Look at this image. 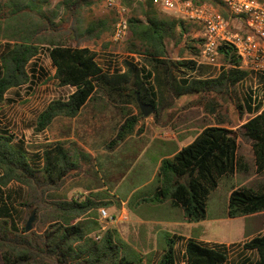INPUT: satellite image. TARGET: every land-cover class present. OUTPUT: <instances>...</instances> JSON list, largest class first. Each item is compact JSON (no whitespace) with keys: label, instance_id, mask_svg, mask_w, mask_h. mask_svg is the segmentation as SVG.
I'll return each instance as SVG.
<instances>
[{"label":"trees","instance_id":"16d2710c","mask_svg":"<svg viewBox=\"0 0 264 264\" xmlns=\"http://www.w3.org/2000/svg\"><path fill=\"white\" fill-rule=\"evenodd\" d=\"M196 5L211 4L228 19L230 12L223 0H192ZM51 0H10L0 10V105L7 94L33 82L41 70L34 61L47 49L56 69L55 79L61 87L75 92L68 99L51 102L37 117L36 131L44 132L61 118H77L84 108L103 93L111 102L135 104L137 94L145 103L156 108L166 91L174 100L191 95L208 99L209 109L217 112L219 97L235 93L250 77L242 67L235 46L224 43L219 52L223 61L220 75L212 79L194 78L201 71L195 60H186L185 50L173 58L172 44L185 42L194 57L200 54V38H186L191 23L161 12L151 2L122 0L129 13L130 54L140 56L145 64L125 61V71L107 70L98 61L99 54L84 43L112 36L117 16L97 19L93 12L95 0H60L59 12L48 11ZM138 4V7H135ZM139 9V10H138ZM140 11L145 19L137 16ZM196 44V45H194ZM34 66V67H33ZM38 68V69H37ZM251 94L238 108L257 115L236 131L222 125H203L195 139L179 149L177 145L158 157L160 162L154 188L138 190L131 197L130 208L171 203L183 212L186 223H201L208 219V206L213 191L225 177L249 173V166L240 155L239 138L250 141L254 152L256 172L264 176V92L255 104ZM200 103V101H198ZM255 105V106H254ZM245 109V110H244ZM144 117L141 113L127 117L109 149L134 135ZM39 156V155H37ZM90 156V155H88ZM82 152L72 153L63 142L42 154V166L32 164L28 152L14 138L0 131V252L4 264H146L151 255H144L126 242L117 229L103 230L100 211L115 205L118 197L89 189L72 199L63 198L58 191L71 172L79 168ZM156 161V162H157ZM28 189L24 207L29 215L37 212L39 232L19 231L13 216L17 212L11 183ZM264 213V182L257 188L234 189L229 198L228 217L244 218ZM98 237H100L98 239ZM183 237L167 236L163 254L157 264H180L178 242ZM245 251L256 253L257 262L244 257L235 264H264V233L246 242ZM147 259V260H146ZM185 264H228L226 245H206L196 239L186 243Z\"/></svg>","mask_w":264,"mask_h":264},{"label":"rangeland","instance_id":"374dc122","mask_svg":"<svg viewBox=\"0 0 264 264\" xmlns=\"http://www.w3.org/2000/svg\"><path fill=\"white\" fill-rule=\"evenodd\" d=\"M8 1L10 0H0V10ZM59 1L51 0L48 11L59 12ZM138 6L135 4V7ZM212 7L219 12L217 8ZM93 12L97 19L111 15L101 0H95ZM129 16H133V10H130ZM137 16L145 19L140 11ZM198 35V29L192 25L186 38L193 40L197 39ZM3 44L0 41V54ZM82 45H88L95 50L99 54V63L107 70L114 71L119 68L124 72L126 60L146 63L144 58L128 51L130 35L122 42H115L112 35ZM172 48L173 58L179 57L182 49L185 50L186 60L197 58L185 42L179 46L172 44ZM33 65L41 69L33 78V82L11 90L6 96V101L0 105V131L6 137L14 138L15 143L28 152L35 167L42 166L39 157L58 142H63L72 153L74 150L82 152L83 157L78 161L79 168L71 172L58 195L72 199L77 193H87L93 188L116 195L120 206L105 208L110 217L108 219H104L100 211L99 221L103 230L117 229L122 238L140 253L151 255V261L146 259V264L158 263L163 254L164 239L169 235L183 237L177 245L180 264H185L186 243L189 239H196L210 246L226 245L230 257L228 264H235L244 257H250L257 262V254L245 251L243 245L264 233V213L236 219L228 217L229 198L234 189L257 188L264 182V176L256 172L252 145L244 138H239V153L245 158L249 173H237L221 180L219 188L211 195L206 221L193 224L184 222L182 210L169 202L157 206L142 205L137 210H131L130 202L134 194L131 190L134 187L148 182L140 190L154 188L160 166L156 165L159 155L169 152L174 145L182 149L193 142L195 133L201 131L203 125H222L236 131L237 136L238 128L257 115L249 113L247 109H244L245 112L241 115L238 108L239 98L245 106V100L252 94L257 100L255 104H258L264 92V75L250 73V77L239 85L238 96L231 93L232 99L229 96H220L217 112L209 109L208 99L201 100L196 99L197 95H188L174 100L164 91L159 103V118H156V112L149 117L143 116L134 135L109 149V144L116 139L126 118L141 113L139 105L114 103L103 93H98L77 118L58 119L44 132H37L38 115L54 100L68 99L75 89L61 87L55 79L56 69L47 49L42 51ZM222 67L223 61L220 58L217 65L202 66L201 71L192 76L199 79L216 78L220 75ZM5 190L13 192L12 200L17 209L13 216L14 225L19 231H23L34 213L29 215L28 208L23 206L28 199V189L14 182ZM125 213L128 215L127 219ZM38 216L36 212L32 231L40 230ZM112 217L116 218L115 221L110 220ZM0 264H4L1 252Z\"/></svg>","mask_w":264,"mask_h":264},{"label":"built area","instance_id":"2783aa9c","mask_svg":"<svg viewBox=\"0 0 264 264\" xmlns=\"http://www.w3.org/2000/svg\"><path fill=\"white\" fill-rule=\"evenodd\" d=\"M106 9L117 16L113 34L115 42L129 35V10L122 0H101ZM151 2L160 11L185 20L198 29L202 40L200 54L194 59L199 66H215L220 60L219 48L224 43L235 46L242 67L250 73L264 75V0H223L230 17L224 18L208 4L196 5L192 0H137ZM102 217L109 214L101 210ZM112 217L110 220L115 221ZM100 237H98L99 239Z\"/></svg>","mask_w":264,"mask_h":264},{"label":"water","instance_id":"95a60500","mask_svg":"<svg viewBox=\"0 0 264 264\" xmlns=\"http://www.w3.org/2000/svg\"><path fill=\"white\" fill-rule=\"evenodd\" d=\"M137 100H138V105L141 111L142 116L144 117H149L150 115L154 114L156 112V108L153 104L150 103H145L142 99L140 94H137ZM36 212L33 213L31 219L29 220L27 226H26V231L31 232L32 231V223L35 219Z\"/></svg>","mask_w":264,"mask_h":264},{"label":"crops","instance_id":"0c3cea01","mask_svg":"<svg viewBox=\"0 0 264 264\" xmlns=\"http://www.w3.org/2000/svg\"><path fill=\"white\" fill-rule=\"evenodd\" d=\"M161 155V154H160ZM160 155H159V157H160ZM159 164H160V162H156V165H158L159 166ZM148 182H144L143 184H141V185H139V186H136V187H134L133 188V190H131V193L133 194V193H135V192H137L138 190H140L144 185H146ZM125 215H126V213H125ZM127 217H126V219L128 218V215H126ZM178 229V228H177Z\"/></svg>","mask_w":264,"mask_h":264}]
</instances>
